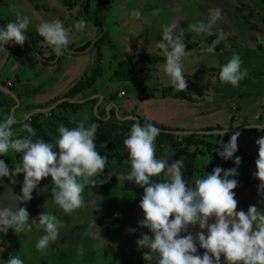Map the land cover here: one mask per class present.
<instances>
[{
	"label": "rangeland",
	"instance_id": "rangeland-1",
	"mask_svg": "<svg viewBox=\"0 0 264 264\" xmlns=\"http://www.w3.org/2000/svg\"><path fill=\"white\" fill-rule=\"evenodd\" d=\"M63 1L6 0V6L0 5V23L5 26L8 22L16 21L17 16L30 17L26 36L27 41L32 39L35 48L34 65L27 63L28 53L24 48L15 52L20 57H16L12 49L6 48L8 53L0 51V119L14 114L20 124H31L36 130V138L54 145L58 139V126L63 121L87 122L93 116L99 117L98 112L101 110L105 115L113 113L108 118L112 123H126L129 127L137 122L124 119V116H137L143 122H154L160 128L183 133H201L219 128L221 131L214 132L226 134L201 135L205 137L198 140L199 146L180 142L184 136L176 135V132L171 133L175 139L170 141L156 138V152L160 149L162 155L170 150L179 156L197 151L199 157L193 174L195 180L204 178L207 173L211 174L216 167L225 170L236 167L232 162L235 157L225 161L217 151L221 144L229 141L233 133L240 132L236 156L241 157L242 162L236 177L238 187L234 189L237 211L247 212L251 205L264 210V205H261V202L264 203V193H258L260 181L254 177L257 169L250 162V159L258 158L256 140L264 136V128L251 127L264 126V48L258 44L259 38L264 39V0H113L103 12L104 22L100 29L93 28L81 16L80 5L83 0H76L73 9L65 7ZM96 3L97 0H91V14ZM148 6L155 7V10L144 11ZM216 9L221 10L222 17L211 35L192 31L191 25L207 22L210 13ZM133 10L140 11L139 18L131 15ZM56 19L61 20L68 29L69 46L93 43L101 33H106L108 38L109 45H101L103 74L97 81L99 83L101 80L100 85L94 86L95 91H87L85 98H76L78 102L84 103L86 100L81 99L90 97L97 101V108L84 107L76 117L66 116L60 110H50V104L64 96L92 71L96 52L90 49L43 71V64L50 62L51 46L43 42L36 27L42 22ZM191 19L195 22L188 25ZM78 21L86 22V27L76 29ZM173 24H178L177 32L184 30L182 38L186 44L185 51L190 52L183 59V74L187 83L185 90H176L171 85L164 71L166 57L163 50L157 47L162 40L164 27ZM221 29L227 33L226 38L209 52L208 48L217 39V32ZM234 53L240 55L242 68L248 73L239 86L219 79L221 67ZM145 55H156L164 61L150 65L136 58L137 69L144 72L130 82L115 81L114 70L119 60ZM38 87L41 90L34 94V89ZM145 88L152 91L153 97L139 99L140 91ZM167 88L174 92L184 91L195 102L163 99L162 92ZM112 103H115L116 109ZM24 117H28V120L25 121ZM103 119L107 120L106 117ZM0 159L5 160L11 170L21 161V156L9 152L0 156ZM115 163L109 161L104 170L106 176L113 174V178L116 177V167L110 170V166ZM122 164L126 173L130 165L126 161ZM104 176L102 174L95 179L106 180ZM23 179L21 174L16 177L15 184L9 178L0 180V207H14L17 204L13 194H21ZM120 185L117 181L110 187H106V183L97 184L91 189L86 187L82 193L84 204L71 214H65L51 203V177L42 179L32 194V200L20 206L29 212V222H38L39 215L44 211L56 215L62 223L60 235L46 250H38L36 243L43 235L42 228L32 225L30 231L18 235L10 229L6 234H14L17 239L15 251L10 250L13 246L5 248L0 245V264L15 253L21 256L24 264H145L143 253L148 250L137 246V240L143 234L151 236L148 229L139 226L144 218L139 207L143 194L126 192ZM92 220L106 241L102 247H97L94 239ZM192 230L198 232L199 227ZM203 252L198 247V254L203 255ZM223 260L222 256V264Z\"/></svg>",
	"mask_w": 264,
	"mask_h": 264
},
{
	"label": "clouds",
	"instance_id": "clouds-1",
	"mask_svg": "<svg viewBox=\"0 0 264 264\" xmlns=\"http://www.w3.org/2000/svg\"><path fill=\"white\" fill-rule=\"evenodd\" d=\"M131 15L139 18L141 13L133 10ZM221 17V10L216 9L210 13L207 22L200 21L190 27L196 33L211 35ZM30 22L28 16H17L16 21L0 26V51L7 52L9 44L23 46ZM85 27L84 21L75 24L76 29ZM178 27V24L165 26L157 47L163 50L166 57L164 71L171 85L176 90H185L183 59L190 52L185 51L184 30L177 32ZM36 31L57 55L65 53L69 32L61 20L42 22ZM226 36L222 29L217 32V39L208 51L212 52ZM247 75L240 55L234 53L221 67L219 79L239 86ZM24 120L27 121L28 117ZM17 123L20 121L14 114L0 119V156L9 152L21 154V161L11 170L5 160L0 159V180L9 178L15 184L16 177L21 174L24 177L21 194L12 193L17 204L0 207V232L6 234L11 229L18 235L37 225L42 228L43 235L39 237L36 248L46 250L57 241L61 221L56 215L44 211L39 215L38 222H29V212L20 205L32 200V194L42 179L51 177V203L65 214H71L84 204L82 193L86 187L93 188L107 182L95 178L103 174L109 161L107 156L97 151L98 125L95 123L86 125L81 121L73 128L60 124L55 145L36 138V130L27 122L22 124L21 129L26 135L19 137L13 131V125ZM159 135L161 129L153 124L141 126L133 123L123 141L129 154L130 168L118 176L119 183L126 181L144 190L139 204L144 218L139 226L148 229L151 236L143 234L137 240V246L148 250L143 253L145 264H222V256L223 264H264V210L251 205L247 212L237 211L234 189L238 187L236 177L242 162V158L236 156L241 133H233L217 151L225 161L235 157L236 167L227 170L216 167L211 174L195 180L191 187L184 178V158L170 163L169 158L156 157L155 141ZM256 145L258 158L254 177L260 181L258 193H264V136L256 140ZM154 177H160V180L154 181ZM212 218L214 222L210 223ZM196 226L199 231L194 233L192 229ZM91 227L95 230L93 236L97 247H102L106 241L93 220ZM198 247L204 250L203 255L198 254ZM3 264H24V260L15 253Z\"/></svg>",
	"mask_w": 264,
	"mask_h": 264
},
{
	"label": "trees",
	"instance_id": "trees-1",
	"mask_svg": "<svg viewBox=\"0 0 264 264\" xmlns=\"http://www.w3.org/2000/svg\"><path fill=\"white\" fill-rule=\"evenodd\" d=\"M29 2H32L33 0H27ZM113 3V0H97V3L95 5L94 11L91 14L90 8H91V0H83L81 5H80V14L83 17L84 21L90 23V25L93 28L100 29L102 28V23L104 22V17H103V12L104 10L109 7ZM0 5L1 6H6V0H0ZM63 5L69 9H73L76 6V0H64ZM155 7L153 6H148L144 8V11L151 12L154 11ZM195 22L194 19H191L187 22L188 25L193 24ZM0 26H5L4 23H0ZM32 38L33 36L30 35ZM109 45L108 44V38L106 33H101L96 41L93 43L87 42L81 46H77L76 44H73L71 46L67 45V50L63 55H57L54 51L53 48H50V55L51 57L49 58L50 62H46L43 64V71H45L47 68H50L52 66H55L58 64V62H62L64 60L80 56L84 54L85 52L89 51L90 49L95 50L96 52V58H95V65L92 71L81 78L64 96L59 97L55 99L51 104L50 107H52L54 104H56L59 101L65 100L66 102H62L58 104L53 111L55 110H60L64 115L69 116V117H76L84 107H90L94 109V107L97 104V101L94 99H90V97H87L86 99H81V100H86L82 104H78V100H76L77 97L82 96L84 97V94L87 93V91L93 90V87L97 83V81L102 77L103 74V67H102V59H103V48H101V45ZM258 44L260 47L264 48V39L259 38ZM8 49H12V51L19 52V49H25L28 53L27 56V63L29 65H34L35 63V58L33 56V53L35 51L34 44L32 39L29 41H26L24 45L21 47L19 45L15 44H9L6 46ZM17 53L16 57H20ZM136 58L143 59L147 64H156V63H161L164 61L163 58L158 57L156 55H145V56H138V57H130L125 60H119L118 63L116 64V68L114 70V77L116 82H130L133 81L137 76L142 74L144 71H140L137 69L136 65ZM115 59H117L115 57ZM59 70H60V65H59ZM58 70V71H59ZM41 88H35L34 89V94L38 93ZM139 99H146V98H151L153 97V93L151 90L145 88L142 89L138 95ZM162 98L163 99H177L181 101H187L190 103H194L195 99L190 97L186 92L184 91H177L174 92L172 89L167 88L163 90L162 92ZM68 101H72L73 103H70ZM99 117L93 116L89 121L84 122L86 125L90 123H95L98 125L97 128V133H96V146L99 148V153L102 156H107L108 161H115L116 164L120 165L123 161H126L128 163L129 161V154L127 149L125 148L123 141L126 138L127 134L130 132L131 127L127 126L126 123H112L111 120H104L103 118L106 117V113L101 110L98 112ZM110 116H113V113L110 114ZM138 123L141 126H144L146 124H143L141 120L138 121ZM61 124H64L65 126L69 128L76 127L78 123H71L69 120L63 121ZM154 126H156L154 123H152ZM60 126V125H59ZM58 126V128H59ZM160 128L159 126H156ZM22 124L17 123L13 125V131L17 133L19 137H23L25 135V132L22 130ZM161 129V135L158 137L162 141H170L171 139H175V136L171 135L172 132H178V131H172L169 129ZM214 131H221L219 128L218 129H212V130H207L204 131V133L208 132H214ZM203 132V131H202ZM57 135L59 138V133L57 129ZM205 136H200V135H191V136H184L181 137L180 142H190L194 143L197 146L200 145L198 143V140L204 138ZM21 155V154H19ZM162 155V150L159 149V151L156 152V157L159 159ZM197 151L193 152H187L184 154V167H183V172H184V178L188 180V182L191 180L194 172H195V166H196V160L199 156H197ZM256 166V165H253ZM154 181H159L160 178L154 177ZM124 190L129 193L133 194H143L144 190L143 188L131 184L129 182L124 183ZM261 205L263 206L264 203L261 202ZM5 238L3 240H0V245L3 247L7 248L8 243L7 240L9 239Z\"/></svg>",
	"mask_w": 264,
	"mask_h": 264
},
{
	"label": "crops",
	"instance_id": "crops-1",
	"mask_svg": "<svg viewBox=\"0 0 264 264\" xmlns=\"http://www.w3.org/2000/svg\"><path fill=\"white\" fill-rule=\"evenodd\" d=\"M101 81V80H100ZM100 81H99V83H97V85H95V88L97 87V86H99L100 85ZM115 84H117L116 82H115ZM117 88V87H116ZM93 90L95 91V89H94V87H93ZM102 99V98H101ZM113 104V106L115 107V109H116V105H115V103H112ZM118 111H120V109H118ZM123 111L125 112V114H127V111L125 110V108H123ZM110 115V114H109ZM106 118H107V120H108V118H110V116H108V114L106 115ZM124 119H129V120H132V119H137L138 121L139 120H141L139 117H137V116H124L123 117ZM142 121V120H141ZM142 123L143 124H149V123H147V122H143L142 121ZM154 123V122H153ZM152 124V123H151ZM19 155V154H18ZM180 154H177V153H175V152H173V151H171L170 150V152H166L165 154H163L162 155V158L163 159H168L169 158V162L171 163L172 161H175V160H179V159H181V158H184V156H179ZM21 156V155H20ZM161 158V159H162ZM197 161V160H196ZM232 162H234L233 160H232ZM234 164V163H233ZM123 164L121 163L120 165H118V164H114V165H111L110 166V170H112L114 167H116V174H115V178H113V174H111V175H108V176H106V172L104 171V177H106V187L108 186V187H110L111 185H112V183H114V182H119V180H118V177L117 176H119V175H121L122 173H124V169H123ZM106 167H107V165H106ZM106 167H105V170H106ZM195 167H197V166H195ZM117 172L119 173V174H117ZM109 177H111L110 179H109ZM192 180L191 181H189V187H191V185L193 186V182L195 181V179H194V176H192V178H191ZM115 180V181H114ZM114 181V182H113ZM112 182V183H111ZM126 181H124V182H121V185L119 186L120 188H122L123 189V187H124V183H125ZM1 188V187H0ZM89 189H91V187L89 186ZM1 190V189H0ZM245 200V199H244ZM1 203V202H0ZM210 223H212V222H214V218H212L210 221H209ZM8 237H10L8 240H7V243L10 245V246H13V247H11L10 248V250L12 251L13 250V252L15 251V249H14V243L16 242V240L17 239H15L14 238V234H5V233H2V232H0V240H3V239H5V238H8Z\"/></svg>",
	"mask_w": 264,
	"mask_h": 264
},
{
	"label": "water",
	"instance_id": "water-1",
	"mask_svg": "<svg viewBox=\"0 0 264 264\" xmlns=\"http://www.w3.org/2000/svg\"><path fill=\"white\" fill-rule=\"evenodd\" d=\"M62 102H66L65 100H62V101H59L57 102L56 104H54L52 106V108L50 110H53L58 104L62 103ZM70 103H73L72 101H68ZM78 104H82L83 102H77ZM18 107V104L15 106V108ZM97 108V106L95 107ZM108 116H109V113H108ZM133 121H136L138 123V120L137 119H132ZM176 135H180V136H191V135H212V134H216V135H225L226 133L225 132H208V133H204V132H201V133H183V132H176L175 133Z\"/></svg>",
	"mask_w": 264,
	"mask_h": 264
},
{
	"label": "built area",
	"instance_id": "built-area-1",
	"mask_svg": "<svg viewBox=\"0 0 264 264\" xmlns=\"http://www.w3.org/2000/svg\"><path fill=\"white\" fill-rule=\"evenodd\" d=\"M255 161H256V159H250V162H251L253 165H255Z\"/></svg>",
	"mask_w": 264,
	"mask_h": 264
}]
</instances>
